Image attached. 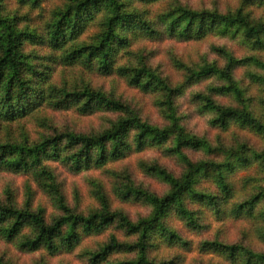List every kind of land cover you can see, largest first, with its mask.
Wrapping results in <instances>:
<instances>
[{
  "label": "trees",
  "instance_id": "16d2710c",
  "mask_svg": "<svg viewBox=\"0 0 264 264\" xmlns=\"http://www.w3.org/2000/svg\"><path fill=\"white\" fill-rule=\"evenodd\" d=\"M44 1L16 0L19 7L13 12L0 0V173L28 177L43 193L57 198L63 215L48 222L42 210H33L28 187L23 207L8 193L6 201H0V237L15 242L21 250L44 249L57 255L73 252L84 238L116 227L134 241L111 235L89 253L91 264H160L151 258L160 246L188 245L167 225L168 217L175 215L187 228L197 230L208 212L218 219L248 220L249 244L204 241L199 246L203 254L228 264H264V251L251 244L253 240L264 244V73L253 71L258 68L264 72V18H256L251 10L264 7V0H243L236 11L226 13L181 4L154 13L153 7L164 0H65L39 30L25 22L20 10L39 8ZM91 28L96 31L88 35ZM210 36L240 38L250 54L236 58L221 49L223 65L206 58L188 65L172 57L174 69L183 75L182 82L173 86L159 66H153L145 50L134 49L141 42H199ZM44 48L45 55L41 54ZM56 65L78 67L88 75L116 77L155 95L165 108V126L144 121L121 99L94 87L89 80L56 84L52 79ZM239 69H244L246 80L251 77L256 81L254 95L238 80ZM202 84L206 88L195 93L193 100L212 115V125L224 133L234 127L247 131L260 140L261 148L239 138L232 144H213L187 131L176 101L191 87ZM218 96L231 97L232 103L222 105L215 99ZM48 111L119 116L107 129L80 133L59 130L48 118ZM28 121L45 130L37 140L30 137L25 126ZM148 148H164L178 157L183 172L175 176L157 165L144 167L167 183L163 195L131 185L119 190L122 199L138 200L150 207V213L136 221L112 210L97 184L101 207L88 214L69 209L49 166L50 162L61 163L75 173L103 169L126 159L130 152ZM193 149L207 157L191 159L185 151ZM243 172L248 174L237 179ZM204 183L211 186L204 187ZM26 228L31 229L30 234H24ZM122 253L134 257L111 261ZM0 264L11 263L0 258Z\"/></svg>",
  "mask_w": 264,
  "mask_h": 264
},
{
  "label": "rangeland",
  "instance_id": "374dc122",
  "mask_svg": "<svg viewBox=\"0 0 264 264\" xmlns=\"http://www.w3.org/2000/svg\"><path fill=\"white\" fill-rule=\"evenodd\" d=\"M65 0H45L41 7H23L20 12L31 27L42 30L50 20L52 12L58 7L63 6ZM243 0H164L152 11L155 13L164 11L170 6L181 4L195 10H213L221 13L236 11L242 6ZM6 7L13 12L18 9L16 0H5ZM261 8V9H260ZM256 18H264V7L254 6L251 9ZM248 11V9H247ZM95 28H91L88 35L95 33ZM217 48V50L213 48ZM134 49H143L151 57L153 66H159L161 74L168 77L173 86H177L183 80V75L174 69L171 62L172 57L178 58L181 62L193 65L203 58L210 62H218L223 65L222 54L219 50L225 49L231 52L236 58H243L250 54L242 44L240 38H219L208 37L199 42H178L163 39L156 42H141ZM41 54H47V49H41ZM264 60V54L261 56ZM255 73L263 74L258 68H254ZM244 69L236 71L238 80L244 88L251 90V95L257 92L256 81L251 77L246 80ZM249 75V73H248ZM56 84L65 82H79L86 79L94 87L103 89L107 93H112L115 97L134 110L144 120L155 126H165L164 107L159 105L157 97L153 94L143 93L139 89L128 86L123 80L113 77L104 78L99 75L85 74L81 68H64L55 66L52 76ZM206 88L205 84L191 87L185 94L177 99L176 104L182 117V123L190 133L206 138L215 144L217 141L232 144L234 140L248 141L255 144L258 148L262 143L258 138L253 137L247 131L237 127L231 128L227 133L212 125V115L206 112L200 102H195L193 96L197 92H202ZM215 99L222 105L232 103L231 97L218 96ZM55 126L61 131L75 130L80 133H89L107 129L117 118L114 113H96L89 116H81L75 111L51 112L47 113ZM30 137L37 140L45 132L32 121L25 122ZM193 160L204 159L207 156L201 152L193 150L185 151ZM157 165L166 169L169 173L180 176L183 172V164L178 157L159 148H148L143 152H130L126 159L112 162L103 169L83 170L75 173L68 166L61 163H49L53 169L58 183L60 184V196L63 197L67 207L77 213L88 214L91 210L101 207L97 198L96 184L106 195L112 210L124 212L131 220H138L150 213V207L141 201L132 199H122L119 190H123L129 185L147 190L156 195H163L168 190L167 183L145 166ZM248 173H239L238 178H242ZM236 179V180H237ZM235 180V181H236ZM240 184V183H239ZM204 187L209 188V183H204ZM27 187L32 192L33 210H42L48 222L63 215V210L58 205L57 198L42 192L38 184L26 176L11 173H0V201H6L8 193L18 203V206H25L28 197ZM194 209V208H193ZM167 225L188 243L187 246L169 247L162 245L152 252L151 258L160 264H228L213 255H205L200 251V244L204 241L218 239L228 244H243L248 246V230L250 225L248 220H234L230 218L218 219L211 213L206 212L201 219V228L192 230L180 222L175 215H170ZM31 229L26 228L24 234H30ZM111 235L119 239L134 241V237H127L125 233L116 227L99 236L84 238L79 247L70 253H59L49 255L40 249L35 252L21 250L15 242H9L0 237V258L11 264H91L89 253L98 250L99 246ZM251 243V242H250ZM252 245L257 251H264V244L253 240ZM133 254H116L111 261L122 262L132 260Z\"/></svg>",
  "mask_w": 264,
  "mask_h": 264
}]
</instances>
